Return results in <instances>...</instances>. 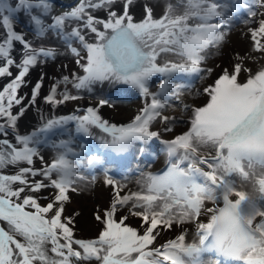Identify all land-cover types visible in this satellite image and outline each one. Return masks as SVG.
I'll list each match as a JSON object with an SVG mask.
<instances>
[{
    "label": "snow or ice",
    "instance_id": "obj_1",
    "mask_svg": "<svg viewBox=\"0 0 264 264\" xmlns=\"http://www.w3.org/2000/svg\"><path fill=\"white\" fill-rule=\"evenodd\" d=\"M135 3L76 0L68 11L52 15L51 0H0L4 33L0 78H10L0 88V264H264V65L253 70L237 62L231 70L221 69L203 88L207 100L191 106L189 129L162 141L169 167L161 175H148L146 192L121 194L123 188L106 172L105 183L113 187L114 197L110 208L95 214L102 225L96 238H76L74 218L63 215L69 193L76 190L81 152L73 148L74 139L51 141L57 151L45 161L38 146L48 144L50 136L74 122L76 136L96 139L100 149L125 153L139 144L143 154L160 136L151 129L152 122L158 117L164 122L170 119L161 117L159 110L165 107L160 97L168 94L171 77L211 75L213 69L202 64L208 50L218 47L227 35L218 10L222 6L215 0H177L158 18L145 4L139 21L132 14ZM245 7L248 18L243 22L249 25L252 49L264 54V11H259L264 0H251ZM97 10L105 16L95 15ZM20 13L28 15L35 39L55 35L77 57L80 71L53 84L44 97L46 103L82 99L80 92L91 93L105 83L130 86L142 97H151L150 102L125 124L101 117L99 107L109 103L101 99L83 115L50 118L31 133L20 134L17 120L36 103L43 76L32 87L28 105L18 90L27 85L30 68L56 54L54 48L38 46L14 28ZM17 45L18 59L13 55ZM162 53L179 59L160 63ZM243 73L247 76L241 78ZM156 75L164 79L159 91L152 92L150 81ZM60 83H71L78 94L67 87L58 93ZM14 106H20L15 114ZM93 128L107 136L94 137ZM164 131L172 129L166 126ZM37 158L40 168L35 167ZM102 163L99 154L87 156L89 167ZM9 167L15 172L6 174L4 169ZM245 183L252 185L251 192L244 189ZM47 188L54 190L51 199L36 195ZM41 199L47 203L41 204ZM206 201L215 206L206 208ZM120 208H126L127 214L118 217ZM129 217L139 218L140 227L127 223ZM185 223L195 224L191 242L184 231L155 246L162 230Z\"/></svg>",
    "mask_w": 264,
    "mask_h": 264
},
{
    "label": "rangeland",
    "instance_id": "obj_2",
    "mask_svg": "<svg viewBox=\"0 0 264 264\" xmlns=\"http://www.w3.org/2000/svg\"><path fill=\"white\" fill-rule=\"evenodd\" d=\"M215 2L222 6L218 10L223 13V23H225L226 25L224 31H226L227 35L225 36L224 41L218 47H212L208 50L207 59L204 61L202 66H204L207 61L213 60L214 58L218 57L225 60L226 69L229 70H231L232 66L237 62L243 63L246 67L248 66V68H250V66L251 68H253V64H257L259 58H264V54L253 51L252 41L247 31L249 25L246 26L245 24H243V21L248 18L247 8L245 6L250 4L251 0H215ZM51 3L53 5L51 14L56 15L68 11L70 7L76 3V0H51ZM259 11H264V9H259ZM217 19L218 21L220 20V18ZM240 27L243 28L242 30H244H241L239 35L240 40L242 39L241 43L237 44L234 42V44L232 41L228 40V35L232 30L234 31L236 28ZM14 28L20 33L24 34L27 39L32 40L38 46L43 45L46 48H54L56 52L54 57L42 58L36 66L30 68V71L25 78L28 81L27 85L21 87L18 90L19 95L25 97V100L23 102L24 105H28V102L31 99L32 87L41 78V76H43V84L40 89V94L37 97L36 103L27 107V110L25 111L27 112L36 104L39 105L41 97L43 98V95H45L46 91L49 89V84H55L56 81L65 73L79 72L80 69L76 64L77 57L74 56L65 46V44L55 35L49 34L42 40H37L34 38V27L28 15L24 13L17 14L14 19ZM3 35V31H1L0 39L3 38ZM13 55L17 59L19 58V45L16 46ZM12 71L15 72L16 69L13 68ZM9 79L10 78L8 77L0 78V88L6 85ZM190 79L194 78H187L183 74L173 75L169 80V87L167 90L168 94L162 95L164 96V98H162V96L160 97L162 101L166 103V101L170 100L171 96H176L173 94L175 93L174 86L176 84H181L183 86L186 84L190 86L191 84V86H193V83L190 82ZM159 80H162V77L159 75H157L155 79L154 77H152L150 84L152 81L157 84ZM58 86L70 87L71 89L68 88L69 92L70 90L75 91V88L71 83L67 84V86H65L63 83H60ZM185 90L189 91L190 88L186 87ZM60 92L61 91H59L58 93ZM79 94L82 96V99L79 100L84 103L80 105V108L72 105V112L69 115H77L80 112H82L81 114H85L83 111L84 109L89 106L97 107L99 105V101L101 99H105L108 100L109 103L102 107H99V114L102 116V118H108L109 121L116 124H125L130 122L139 112V110L144 107L147 102H150V99L142 97L136 89H133L127 85H109L106 83L105 87L96 85L93 92L91 93L84 91L80 92ZM19 107L20 106H14L12 112L14 114L17 113L19 111ZM159 111L161 114L163 113L162 109H160ZM24 115L25 113L23 114V116ZM155 121H157V119L152 122L151 126L154 125ZM42 125L43 123L40 122V124L33 127H26L27 129H21L17 125L16 131H20V134H28L34 131V129L36 130L40 128ZM66 128V131L58 130L55 135H52V137L57 136L53 139V141L58 143L60 140H67L70 138L74 139L73 148H75L76 151L81 152L82 165L79 169V176L76 178L74 185L76 190L69 193L70 199L64 205L63 215L65 217L72 216L74 218V234L76 238L93 239L98 236L99 231L102 229L101 223L95 219V214L97 212H100L102 214L105 209L110 208L114 197L113 187L105 183V180L107 178L106 172L117 185L123 188V192L121 194L127 192H140V190L146 192L145 181L148 175H161L165 171H167L169 167V157L165 151V146L162 143V141L166 140L162 138L154 139L143 154L139 150V144H134L125 153H115L111 150L100 149L98 141L96 139H93L91 137L76 136L74 131V122H70L66 126ZM11 130L12 129H9V138H11L12 136L13 130ZM80 143L87 145V147L85 149L79 148L78 144ZM47 146L50 145L47 144ZM38 147L40 155L43 156V151L41 149L43 147V144L39 145ZM87 150L91 152L90 154L101 155L103 157V163L100 165H96L95 167H89L87 164ZM53 157L54 155H46L45 161H50L51 159H53ZM140 158L143 159L147 164L149 163L151 165L155 164L158 160L165 162V164L163 167L156 171L154 169H149V172L147 173V171H145L144 169L148 168H146L145 165L142 166L139 163ZM35 167H41V161L38 158L35 160ZM4 172L6 174H11L12 172H15V169L9 167L7 169H4ZM135 176L141 178V181H139L137 184L132 181L133 179H135L133 178ZM36 179L39 180L41 179V177L37 176ZM233 179H236L237 183H240L238 177H233ZM124 182H129L130 185H128L129 187L127 186L126 188L129 189V191L125 190ZM53 191V189L47 188L42 190L40 193H37L36 195L39 197H48L49 199H51V193ZM246 191L251 192L252 189H247ZM40 203L45 204L47 203V200L41 199ZM219 203L220 206H222V201H220ZM214 206L215 205H213L210 201L205 202L206 208ZM126 214V208H120L117 212L118 217ZM206 219V214L202 213L201 220H204L206 222ZM127 223H129L133 227H140V220L136 217H129ZM184 231L187 232V240L191 242L195 233V224H175L171 229H164L160 232V235L157 237V240L155 242V246H159L160 244L168 240L174 239ZM205 259H207V257H205ZM91 264H96V262L92 261Z\"/></svg>",
    "mask_w": 264,
    "mask_h": 264
},
{
    "label": "bare ground",
    "instance_id": "obj_3",
    "mask_svg": "<svg viewBox=\"0 0 264 264\" xmlns=\"http://www.w3.org/2000/svg\"><path fill=\"white\" fill-rule=\"evenodd\" d=\"M145 4L151 5V7L153 8L154 16L158 18V17H161L165 13L166 7H167L168 4L176 5L177 4V0H136V3L134 5L133 11H132V14H133L134 18L137 21H139L140 19L143 18L142 17V10H143V5H145ZM176 11L180 12L181 8H177ZM95 15L103 17V16H105V12L103 10H97ZM243 24H244V22H243ZM242 29L243 28L240 27V28H236L234 31L232 30L231 33L228 35V40L232 41L233 43L235 42L237 44L241 43L242 39L240 40V36L239 35H240V32H241ZM242 31H244V30H242ZM65 51H66V49H65ZM158 60H159L160 63H163L166 60H178V57L173 55V54H171V53H162L158 57ZM213 60L207 61V63L204 64V66H202L203 68H212L213 72L211 73V75H207L205 78H201V75L183 74L187 78H194V79H190V82L193 83V86H191V84H190L191 87L188 86L187 84L184 85V86L181 85V84H179V85L176 84L174 86L175 87L174 91H175V93H178V97H177V95L173 96V97L171 96L169 101H166V103L164 102L165 103V107L162 108L163 113L161 114V117L168 116L170 119L167 122H164L162 120V118L159 117V118H157V121H155L154 125L151 126V129L153 131H157V132L160 133L159 138H162L164 140H170V139L174 138L176 135H179V134H181V133H183V132H185V131H187L189 129V127H190V115H191L190 108H191V106L192 105H202L203 103L206 102L207 97H206L205 94H202L203 88L206 87L207 85L211 84L214 81L216 76L220 73L221 69L226 68V66H225L226 62H225V60L223 58L220 59V58L217 57V58H214ZM262 65H264V58L263 57L258 59L257 64H253V68L252 69L256 70V69L260 68ZM250 68H251V66H250ZM71 74L72 73H65L63 76H69L70 79H71ZM63 76L61 78H59L57 81L62 80ZM246 76H247V74H242L241 78H244ZM156 77H157V75L154 76V79ZM163 79L164 78L162 77V80H159V82L157 84H155L152 81L151 84H150V86H151L150 90L152 92H156V91L158 92L160 84L162 83ZM105 85H106V83L101 85V86L105 87ZM48 87H49V89L46 91L45 95H43V98L41 97V99L39 101V105L36 104L29 111L25 112L24 116L22 115L17 120L18 121L17 125L21 129H24L26 127H33L35 125L40 124V122H42L44 124L50 118H59L61 116H67V115L71 114V112H72L71 111L72 108H73V107H71L72 105H75V107L80 108V105H82L84 103V102H82L80 100H70V101H67V102H65L63 104L50 105V104L46 103L45 99H44L45 96L50 94V89H51L52 85L49 84ZM186 87H189L190 90L189 91L185 90ZM68 88L71 89L70 87H67V90H68ZM64 90H65V87H61V86L57 87V92H59V91L63 92ZM183 91H186V92H183ZM70 93L73 94V95L78 94L76 89H75V91L70 90ZM147 98L151 99V97H147ZM162 98H164V96H162ZM185 105H188L189 108H185ZM78 110H81V109H78ZM83 111L85 113V109ZM81 113L82 112L78 113L77 115H83ZM103 119L108 120V118L107 119L103 118ZM109 122L112 123L111 121H109ZM166 126L170 127L172 129V131H170V132L169 131H164ZM92 132H93V136L94 137L107 136L106 133H103L98 128H93ZM139 163L142 166L145 165L146 168H148V169H144L145 171H147V173L149 172V169H154L156 171V170L160 169L161 167H163L164 164H165V162H163L161 160H158L155 164L151 165L149 163L147 164L141 158L139 159ZM133 178H135V179H133L132 181H134L136 184L139 181H141L140 177H136L135 176ZM124 185H125V190L129 191V189H126L127 186L130 185L129 182H124ZM243 187H244L245 190L252 189V185L248 184V183H245L243 185ZM141 191L142 190H140V192Z\"/></svg>",
    "mask_w": 264,
    "mask_h": 264
},
{
    "label": "flooded vegetation",
    "instance_id": "obj_4",
    "mask_svg": "<svg viewBox=\"0 0 264 264\" xmlns=\"http://www.w3.org/2000/svg\"><path fill=\"white\" fill-rule=\"evenodd\" d=\"M57 136H50V138H49V145L50 146H47V144H43V147L41 148L42 149V151H43V158H44V160H45V157H46V155L47 156H50V155H54L55 156V154H56V149H54L53 147H51V141H53V139L54 138H56ZM73 146V145H72ZM91 152L89 151V150H87L86 151V155L88 156L89 154H90ZM12 173H14V172H12ZM11 173V174H12ZM90 175H91V173H90Z\"/></svg>",
    "mask_w": 264,
    "mask_h": 264
}]
</instances>
